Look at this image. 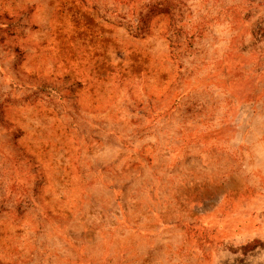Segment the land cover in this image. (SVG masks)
I'll use <instances>...</instances> for the list:
<instances>
[{
    "label": "rangeland",
    "instance_id": "obj_1",
    "mask_svg": "<svg viewBox=\"0 0 264 264\" xmlns=\"http://www.w3.org/2000/svg\"><path fill=\"white\" fill-rule=\"evenodd\" d=\"M0 264H264V0H0Z\"/></svg>",
    "mask_w": 264,
    "mask_h": 264
}]
</instances>
